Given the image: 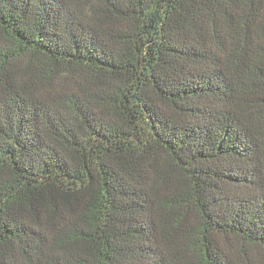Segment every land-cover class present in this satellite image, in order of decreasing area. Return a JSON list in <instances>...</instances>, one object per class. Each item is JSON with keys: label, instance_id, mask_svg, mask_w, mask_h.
Segmentation results:
<instances>
[{"label": "trees", "instance_id": "trees-1", "mask_svg": "<svg viewBox=\"0 0 264 264\" xmlns=\"http://www.w3.org/2000/svg\"><path fill=\"white\" fill-rule=\"evenodd\" d=\"M0 264H264V0H0Z\"/></svg>", "mask_w": 264, "mask_h": 264}]
</instances>
